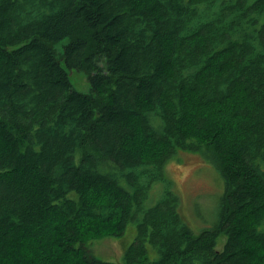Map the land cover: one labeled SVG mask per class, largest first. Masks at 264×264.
Here are the masks:
<instances>
[{"label": "trees", "instance_id": "trees-1", "mask_svg": "<svg viewBox=\"0 0 264 264\" xmlns=\"http://www.w3.org/2000/svg\"><path fill=\"white\" fill-rule=\"evenodd\" d=\"M178 150L225 184L197 235ZM129 223L121 264H264V0H0V264H115L85 245Z\"/></svg>", "mask_w": 264, "mask_h": 264}, {"label": "rangeland", "instance_id": "rangeland-1", "mask_svg": "<svg viewBox=\"0 0 264 264\" xmlns=\"http://www.w3.org/2000/svg\"><path fill=\"white\" fill-rule=\"evenodd\" d=\"M66 40L55 45L57 56L62 54ZM68 71V70H67ZM72 88L82 94L90 93L87 76L83 72L68 71ZM164 175L170 188L180 199L179 214L194 235L214 227L221 215L225 184L220 172L210 158L203 154L178 150L165 164ZM164 191L161 182L154 183L145 201L147 207L158 203ZM137 234L134 223H129L121 236H107L89 241L85 249L97 260L121 264L126 249ZM227 236L221 232L215 243V250H223ZM150 259H155L154 248L147 244Z\"/></svg>", "mask_w": 264, "mask_h": 264}]
</instances>
